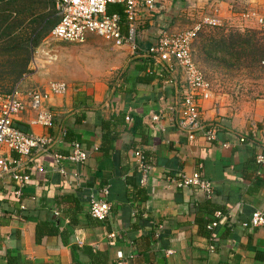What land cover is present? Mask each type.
<instances>
[{"label": "crops", "instance_id": "0c3cea01", "mask_svg": "<svg viewBox=\"0 0 264 264\" xmlns=\"http://www.w3.org/2000/svg\"><path fill=\"white\" fill-rule=\"evenodd\" d=\"M244 1L247 13L264 17V0ZM165 3L168 8L141 12L140 46L152 45L165 28L180 29L159 28L175 0ZM214 10L209 15L219 19L221 11ZM91 38L94 44L81 46L85 53L71 48L58 65L69 72L54 80L68 88L44 102L55 115L53 127L30 125L34 111L16 121L56 142L51 151L35 150L23 159L29 179L20 195L15 180L0 175V264H117L119 253L130 264H264V223L250 224L254 211L264 212V165L255 161L264 142V99L235 112L203 99L204 122L221 121L225 130L212 141L201 134L189 139L174 109L179 97L170 77L178 70L128 46L113 49L101 37ZM152 114L160 115L156 128L146 122ZM242 133L258 144L241 142ZM75 141L88 159L64 160L61 173L52 153L67 155ZM137 149L150 166L144 183ZM194 171L212 182L211 196L177 185L181 173ZM105 184L112 208L99 220L90 214L89 196H101ZM214 220L217 226L209 228Z\"/></svg>", "mask_w": 264, "mask_h": 264}, {"label": "built area", "instance_id": "2783aa9c", "mask_svg": "<svg viewBox=\"0 0 264 264\" xmlns=\"http://www.w3.org/2000/svg\"><path fill=\"white\" fill-rule=\"evenodd\" d=\"M160 0H56L59 19L51 29L50 37L54 41L69 43H84L89 35H96L106 40L111 48L124 46L143 56H151L155 61L165 64L177 73L170 77L176 83L178 94L177 105L174 108L178 124L189 139L197 134L205 136L208 140L218 137V127L213 123H206L201 115V101L212 95V83L205 76L193 56V43L201 31L202 24H215L216 16L204 15L202 23L186 29H163L156 41L150 46H140L136 42L137 28L141 12L156 8ZM109 3L124 5L126 16V29L122 28V17L107 13ZM264 21V17L260 18ZM169 70V71H170ZM68 85L65 81L54 80L48 83V88H34L29 86L16 87L0 92V175L11 176L17 185L15 194L20 195L21 189L26 185L29 175L25 172L23 159L29 157L33 151L49 152L56 142L54 137L45 134H36L31 130L21 128L16 121L24 112L34 111L35 117L30 125H40L51 128L54 125V113L45 107L44 102L53 94H63ZM160 119L159 114H152L146 120L151 128H156ZM241 142L244 137H240ZM262 150L256 155V162L264 165V142ZM17 154L18 157H14ZM58 170L66 173L62 166L64 160L75 164L84 163L88 153L77 141L71 144L67 155L52 153ZM134 157L142 170L141 183H144L150 166L144 161V155L139 149L134 151ZM78 177V172L74 173ZM180 187H193L204 192L207 196L214 193V186L210 180L200 175L198 171L192 174L181 173L177 180ZM101 196L91 193L89 196V211L92 217L99 220L107 219L111 214L112 203L109 198L110 185L105 184L99 190ZM58 214V211L55 212ZM221 215V212H217ZM264 223V212L254 211L250 224L257 226ZM217 220L208 224L209 228L217 226ZM247 225V223H245ZM113 235V234H112ZM117 264H130L119 253Z\"/></svg>", "mask_w": 264, "mask_h": 264}, {"label": "rangeland", "instance_id": "374dc122", "mask_svg": "<svg viewBox=\"0 0 264 264\" xmlns=\"http://www.w3.org/2000/svg\"><path fill=\"white\" fill-rule=\"evenodd\" d=\"M166 1L160 0L155 9L168 8ZM247 7L244 0H175L170 20L159 24L161 29L172 24L186 29L202 23L215 8L217 14L221 11L215 24H202L193 56L212 83L211 98L232 112L264 99L263 13H247ZM58 18L56 0H0V92L44 88L68 74L58 65L71 48L82 55V45L94 44L93 38L81 44L52 40L50 32ZM139 29L140 25L136 42L143 37Z\"/></svg>", "mask_w": 264, "mask_h": 264}, {"label": "trees", "instance_id": "16d2710c", "mask_svg": "<svg viewBox=\"0 0 264 264\" xmlns=\"http://www.w3.org/2000/svg\"><path fill=\"white\" fill-rule=\"evenodd\" d=\"M107 13L108 14H115V13H117V14H119L121 17H122V28H123V31H125L124 29L126 28V24H125V21H126V16H125V13H124V5L123 4H120V3H109L108 5H107ZM59 19V18H58ZM57 23V22H56ZM54 27V26H53ZM52 27V28H53ZM143 47H145V46H143ZM145 59H147V60H149V59H151V56H143ZM214 124H216L217 125V127H218V132L219 131H222V130H225V127H224V125H223V122H218V121H216V122H214ZM61 132L63 133L64 132V134L63 135H65L64 136V140H68L69 138V128L68 127H62V129H61ZM238 137L240 138V137H244V141L243 142H245L246 144H254V145H256V144H258V143H256L255 142V139H254V137H252V136H250V135H248V134H244V133H242V134H239L238 135ZM261 146H262V144H261ZM261 152V151H260ZM258 154V153H257ZM256 154V155H257ZM255 158H256V156H255ZM255 161H256V159H255ZM228 229V228H227ZM205 232L208 234V235H210L211 236V238H214V235H213V232L211 231V230H207V228H205ZM78 247L77 246H73V252H76V251H78ZM82 251H84L85 253L87 252V253H91L92 251H91V248L90 247H83L82 248ZM93 255V254H92ZM74 256V255H73ZM75 257V256H74ZM76 261H77V263H81V262H79V260L78 259H76Z\"/></svg>", "mask_w": 264, "mask_h": 264}, {"label": "water", "instance_id": "95a60500", "mask_svg": "<svg viewBox=\"0 0 264 264\" xmlns=\"http://www.w3.org/2000/svg\"><path fill=\"white\" fill-rule=\"evenodd\" d=\"M159 264H164V259H159Z\"/></svg>", "mask_w": 264, "mask_h": 264}]
</instances>
